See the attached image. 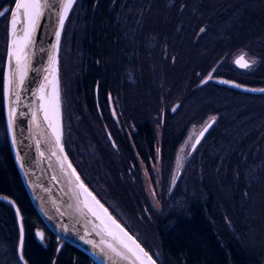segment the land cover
<instances>
[{"label":"trees","instance_id":"obj_1","mask_svg":"<svg viewBox=\"0 0 264 264\" xmlns=\"http://www.w3.org/2000/svg\"><path fill=\"white\" fill-rule=\"evenodd\" d=\"M12 2L0 0V12L10 9ZM216 2L75 0L61 32L58 83L66 156L87 188L145 251L156 256L158 264H264V247H245L243 237L229 231L223 214L226 207L210 190L213 184H198V190L196 186L183 189L177 182L170 197L162 196L161 211L156 212L150 207L139 178L137 157L148 166L155 155V124L161 129L157 147L165 178L183 136L185 126L177 119L181 115L187 117L185 106L198 99L214 98L215 94L264 101V94L242 93L212 82L194 88L208 73L264 87V3L254 10L239 11L232 19L237 6H216ZM7 21L8 12L0 15V195L10 198L21 215L23 259L26 264H96L47 230L28 199L13 162L2 99ZM239 50L259 57L253 72L242 75L228 64V58ZM128 68L134 82L126 73ZM145 75H149V81ZM162 77L169 88L168 94H162L163 109L159 101L163 88L156 85ZM175 102L180 104L171 113L169 107ZM245 108L234 116L222 113L213 128L218 134L216 142L228 135L227 141L233 143L220 173L225 171L229 178L233 171L241 178L245 166L261 161L260 177L264 180L263 151L258 160L260 148L264 150V110ZM116 118L123 127L130 124V141L117 127ZM250 143L253 144L249 146ZM256 143L258 149L253 147ZM254 150L258 152L251 156ZM240 155L244 158L240 159ZM207 160L202 154L201 161L209 165H204V172L218 173H212L214 165ZM223 185L234 191L230 205L235 209L243 203L244 193H255L251 188L241 190V184ZM262 185L258 194L263 195ZM258 224L264 239V211ZM37 229L43 231L39 230L43 234L40 240ZM56 240L62 243L60 247ZM17 243L15 212L10 204L0 200V264H18Z\"/></svg>","mask_w":264,"mask_h":264},{"label":"rangeland","instance_id":"obj_2","mask_svg":"<svg viewBox=\"0 0 264 264\" xmlns=\"http://www.w3.org/2000/svg\"><path fill=\"white\" fill-rule=\"evenodd\" d=\"M232 2H233V5H232ZM221 3H225L226 6H229V8L234 7V5L237 6V9H235V11H233L232 13V19H233L237 16V13L239 11L241 12L244 9L254 10L258 6L262 5V3H264V0H217L216 6H218ZM7 7H9V5H7ZM4 10L6 9L4 8L2 12ZM230 22H231V17L229 18L227 27L230 24ZM148 37L150 38V40L153 39L151 34H149ZM240 54H242L247 61H255V63H253L251 67L248 69H244V68H240L236 66L234 64V59ZM258 63H259V57H255L249 54L247 51H242V50L234 52L228 58V64L234 69L235 72H238L242 75L253 72L255 67L258 65ZM155 71L157 72V68H155ZM126 73L129 74L130 76V82H134V80L131 78L132 76L131 69L128 68ZM129 76H128V79H129ZM148 78H149V75L148 76L145 75V79L148 80ZM218 79H226V80L234 81V80L222 77V76H214L212 73H208L205 77H202L200 79V81L195 85L194 88L203 86V84L207 82L220 84L218 83ZM150 83L151 82H149L148 84ZM156 85L160 89L163 88V93L161 91V96L159 100L161 104L160 107L161 109H163L165 107V100L163 98V95L165 96L166 94L169 93V88L165 87L166 82L163 79V77L160 81H158ZM243 85H246V84H243ZM251 87H254V86H251ZM205 93H207V91L201 93V95H204ZM209 95H211V93ZM215 95L216 96H214V98H207L203 100H199L198 98H196L199 101L198 100L196 102L194 101V103L190 105L189 107H186V106L184 107V109H187V113H188L187 117L183 118L181 115L177 119L178 121H180L179 124L182 125V127L185 126L183 127L184 128L183 136L181 140L179 141L178 145L176 146V149L172 156V160L169 164L168 173L165 178L162 174L161 163H160L161 161H159L158 147H157L160 144L159 141L161 138V129L158 125L155 124L154 133L156 136V144H155L156 150H155L154 158L149 160L148 166H146L145 164L142 163L139 157H137L138 169L140 173L139 178L141 181L142 190H143L144 195L147 198V201L150 207L154 211L160 212L162 208L161 201H160L162 196L165 197V199L170 197L177 182L178 184L179 183L182 184L183 189H185L188 186H196L198 187L197 188L198 190L200 189L198 184H210V185L213 184V188H211L210 190L213 189V192L215 196L219 199V202L221 201L222 205L224 204L226 207L227 212L223 210L224 211L223 214L226 215L225 218H226L227 227L229 228V231L231 233L236 232L237 235H241V237H243L242 244L245 247L251 246L250 248L252 249L254 247L255 249L257 248L261 249L264 247V239L261 238V232H260L258 223L264 211V194L263 195L258 194V191L262 188L263 186L262 184H264V180H262L260 177L261 170H259V166L262 164V162L254 161L250 163L248 166H245V169L241 170L243 174V177L241 178L239 174H233V171L230 172L229 178L226 177V173L224 171L225 169L223 170L224 172L220 173V170H222V167L225 168L224 167L225 164L223 165V161L225 157L228 156L229 153L232 151L233 143L230 141H227L226 138L228 137V135H225L223 137V141L216 142L215 137L218 134L217 132H215L217 130L213 131L214 130L213 128L217 124V120L222 113L223 114L229 113L230 116L231 114L232 116H234L239 112H244L246 109L245 107L247 106H250V108L253 109L254 111L256 110L262 111L264 110V101L232 99L228 97L226 98L223 96L222 97L218 96V94H215ZM257 95H260V94H257ZM59 99H60V90H59ZM140 99L143 101L145 100L143 97ZM59 104H60V100H59ZM179 104H180L179 102L172 103L169 107L170 112L171 113L174 112L178 108ZM175 106L176 108H174ZM202 106L204 107L200 108ZM59 109L61 112V105ZM154 117L156 118V115ZM213 117H215V120L213 121L208 131L200 139V142L196 145V147L191 149L193 141L195 137L197 136L198 132L203 128V126L207 122L212 120ZM61 119H62V116H61ZM115 120H116L117 127L126 134L128 140L130 141L131 139L130 133H129L130 124L129 125L126 124V127H123L125 125H122L117 118ZM62 136H63V131H62ZM256 142L258 143V141ZM257 143L254 144L253 146L254 149L259 148ZM252 144L253 143H250L249 146H251ZM258 144L260 145V142ZM181 148H183L182 153H180ZM260 150L261 152H259L258 160H261L259 159V156L262 157V151L264 152L262 148H260ZM244 151H248V150H244ZM257 152L258 150H254L251 156H254V154ZM178 153H180L183 157L182 159L183 167L179 169H177V163H176ZM189 153L191 154L189 155ZM202 154L203 155L205 154V158L208 159L207 161H210L209 162L210 165H214L213 167L214 171H212V173L218 172L219 174L216 173L214 175H211L206 170L204 172V167L207 164L205 163L206 161H204V163L201 161ZM243 156L244 155L242 156L240 155L239 158L242 159L244 158ZM242 162L243 161H240L239 163L241 164ZM207 167H209V165H207L206 168ZM174 177H175V183H173ZM222 184H241L242 185L241 190L245 191L251 188L252 190L253 189L255 190V193H251V194L248 193V195L247 193L246 194L244 193L243 203H238L239 209H235L234 207L230 205V197L234 195V191L231 190L232 189L231 186L224 187V185L222 186ZM178 201H180L179 198H178ZM39 230L40 229H37V231ZM252 241H255V242H252ZM56 242L59 247L62 245V243L59 240H56Z\"/></svg>","mask_w":264,"mask_h":264},{"label":"water","instance_id":"obj_3","mask_svg":"<svg viewBox=\"0 0 264 264\" xmlns=\"http://www.w3.org/2000/svg\"><path fill=\"white\" fill-rule=\"evenodd\" d=\"M14 7L15 0L13 1L10 8ZM10 20L11 12H8L7 43L4 59L3 79L5 71L9 66L8 45L10 39ZM57 28V18L55 15V9H53L41 19L40 26L34 33V43L29 48L30 69L26 77L25 86L20 89V102L16 106L17 112L23 113V115L17 116L14 134H10L7 129V110L5 108L2 85L5 128L11 156L28 199L47 230L62 242L69 244L85 253L96 264H118L117 261L110 260L109 257L101 251L102 246H98L101 236L97 235V229L95 228V225L99 224V222L93 218L86 209H83L82 203L77 205L76 200L73 198V193L69 190L71 186L68 184V177L65 175V171L68 173L71 172L70 169H67V163H70L68 158L67 161H65V170L62 171L57 162V158L51 155V145L45 139H43L45 134H47L48 137H51V130L49 129L48 124L44 121L43 115L38 114L39 120L37 125H33L32 123V110L36 108L39 103L37 100V90L41 84H45L47 86L46 91H48L50 85L48 81H51L53 77L50 71L49 57L54 51L53 45L56 43L55 32ZM58 52L59 47L55 50L57 57V62L55 65V78L57 82ZM241 56L243 55L240 54L234 59V64L236 66L238 65L235 63V61ZM46 76L48 77V81L45 80ZM218 83L242 93L253 95L264 94V92L259 91V89H264V87L246 86L226 79H218ZM174 108H176V106ZM212 123L213 120H210L203 126V128L195 137L193 144L197 145L196 140L198 137H200V133L208 124L212 125ZM201 138L202 137H200V139ZM13 139H15V143H13ZM38 141L39 147H37ZM191 149H193V147H191ZM41 152L44 153L43 157L40 155ZM63 155H66L65 150L64 153L61 154V159L63 158ZM92 195L95 197L93 193ZM0 200L10 204L15 212L18 228V243L16 250L17 257L21 264H26L25 260L21 259L24 236L21 215L17 206L10 198L0 195ZM95 200L98 201L105 210H107V208L96 197ZM107 213L111 215L108 210ZM117 223L119 222L117 221ZM125 231L127 230L125 229ZM38 233L40 232L37 231V234ZM129 235L131 234L129 233ZM132 237L134 238V236ZM38 239L40 240L41 238L38 236ZM155 258L153 259L156 260ZM156 264H158L157 261Z\"/></svg>","mask_w":264,"mask_h":264},{"label":"snow or ice","instance_id":"obj_4","mask_svg":"<svg viewBox=\"0 0 264 264\" xmlns=\"http://www.w3.org/2000/svg\"><path fill=\"white\" fill-rule=\"evenodd\" d=\"M74 5V0H15V7L7 9L5 12H0V15H5L11 12L10 29H9V45L8 57L9 66L5 71L3 79V96L5 108L7 110V129L10 134H14L17 123V116L23 113L17 112V104L20 102V89L25 86L26 77L30 69L29 48L34 43V33L40 26V21L46 16L49 11L55 9L58 28L55 32L56 43L53 45V53L49 57L50 71L55 77L57 57L55 50L58 49L61 30L65 26V22L69 17V12ZM203 31V29H201ZM235 63L244 69L251 67L255 61H247L244 56L239 57ZM48 81V77H45ZM52 85L51 91H46V85L39 86L37 100L39 101L36 108L32 110V123L38 124L39 115H43L44 121L48 124L51 130V137L47 134L43 137L51 145V155L57 158V162L62 171L65 170V161L67 156L64 153V148L61 143L62 132L59 124V89L58 82L53 79L48 81ZM264 92V89H259ZM215 120V117L212 118ZM211 124H208L200 133V137L208 131ZM200 137L197 138L196 143L200 142ZM54 138V139H52ZM15 143V139H13ZM39 147V141L37 142ZM193 148L196 144L192 145ZM183 152L181 148L180 153ZM177 154V169L183 167L182 155ZM191 153H189L190 155ZM41 157L44 153H40ZM67 169L71 172L65 171L68 177V184L71 186L70 191L73 193V198L76 200L77 205L82 203L83 209H87L92 216L99 220V224L95 225L97 235L101 236L98 246L101 251L109 257L110 260L117 261L118 264H156V260L149 254L148 251L138 243L137 239L133 238L125 229L117 223L111 215L104 210V216L101 217L89 204L88 197L95 201V197L88 190V188L81 181L79 175L72 167L71 163H67ZM178 174V173H177ZM74 178V179H73ZM55 179V177H54ZM175 183V177L173 179ZM99 204L98 201H96ZM102 207V206H101ZM41 239L42 233L37 234ZM21 259H23L21 255ZM19 264V261H18Z\"/></svg>","mask_w":264,"mask_h":264},{"label":"bare ground","instance_id":"obj_5","mask_svg":"<svg viewBox=\"0 0 264 264\" xmlns=\"http://www.w3.org/2000/svg\"><path fill=\"white\" fill-rule=\"evenodd\" d=\"M75 1V0H74ZM53 79H55L56 80V78L55 77H52V79L51 80H53ZM51 87H52V85L50 84L49 85V88H48V91H51ZM59 124H60V130H61V119H60V109H59ZM88 201H89V204L94 208V210L98 213V215H100L101 217H103L104 216V208L103 207H101V205L100 204H97L96 203V200L95 201H93L92 199H91V197H88ZM87 210V209H86ZM91 214V213H90ZM92 216V215H91ZM93 218H95L96 219V217H94V216H92ZM97 220V219H96ZM98 222H99V220H97Z\"/></svg>","mask_w":264,"mask_h":264}]
</instances>
